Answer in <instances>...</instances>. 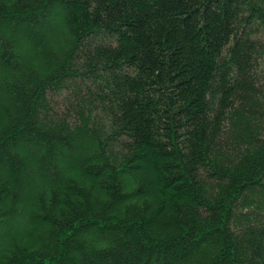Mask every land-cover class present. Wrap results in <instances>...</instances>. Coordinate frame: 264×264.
<instances>
[{
    "label": "trees",
    "instance_id": "obj_1",
    "mask_svg": "<svg viewBox=\"0 0 264 264\" xmlns=\"http://www.w3.org/2000/svg\"><path fill=\"white\" fill-rule=\"evenodd\" d=\"M0 75V264H264V0H0Z\"/></svg>",
    "mask_w": 264,
    "mask_h": 264
},
{
    "label": "rangeland",
    "instance_id": "obj_2",
    "mask_svg": "<svg viewBox=\"0 0 264 264\" xmlns=\"http://www.w3.org/2000/svg\"><path fill=\"white\" fill-rule=\"evenodd\" d=\"M57 13L59 12V9H54ZM52 18H54V16L52 17ZM51 20H53V19H51ZM42 30H45L46 29V27L45 26H43L42 25ZM61 30H59V29H56V33L55 34H59V33H61L60 32ZM50 36V35H49ZM52 36V35H51ZM57 38H58V35H57ZM56 40H58V39H56ZM55 40V41H56ZM49 44H51V43H49ZM21 50L23 51V52H25L26 54H29V55H31V52L30 51H27L26 49H25V47L23 48V47H21ZM32 56V55H31ZM1 80H2V76L0 75V82H1ZM58 98H60V97H58ZM24 143L25 144H23V146H22V149H24V150H28L29 148V142H27L26 140L24 141ZM28 143V144H27Z\"/></svg>",
    "mask_w": 264,
    "mask_h": 264
}]
</instances>
